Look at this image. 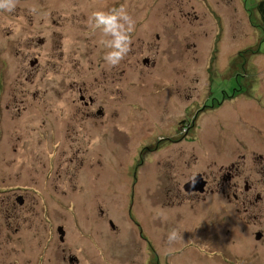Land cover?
<instances>
[{
    "label": "flooded vegetation",
    "instance_id": "flooded-vegetation-1",
    "mask_svg": "<svg viewBox=\"0 0 264 264\" xmlns=\"http://www.w3.org/2000/svg\"><path fill=\"white\" fill-rule=\"evenodd\" d=\"M21 1L29 2L17 0L11 12L17 18L0 11V73L9 75L0 77V145L6 150L0 173L7 182L0 186V264H185V252L197 263L209 253L218 264H263L264 156L231 150L227 160L202 165L196 137L188 136L209 112H237L233 92L197 105L189 120L177 121L174 135L148 147L154 163L136 165V176L146 177L142 188L139 178L130 190L105 184L110 175L100 167L109 157L95 166L110 116H131L130 102L140 98L146 76L175 81L169 98L179 106L197 100V91L185 92V25H194L185 23L184 9L175 0H146L160 27L134 20L130 51L111 67L103 59L105 37L89 25L90 10L123 5L132 17L139 0H37L27 8ZM193 1L205 15L204 2ZM150 106L162 119L170 104L156 95ZM95 178L104 184L92 194ZM140 202L168 213L163 230L178 211L189 213L191 231L177 222L171 230L182 239L169 245L162 235L153 238L137 216ZM207 239L222 248L211 251Z\"/></svg>",
    "mask_w": 264,
    "mask_h": 264
},
{
    "label": "rangeland",
    "instance_id": "rangeland-1",
    "mask_svg": "<svg viewBox=\"0 0 264 264\" xmlns=\"http://www.w3.org/2000/svg\"><path fill=\"white\" fill-rule=\"evenodd\" d=\"M145 1L139 0L141 7L132 15L133 20L141 21V26H147L151 30L159 28L160 22L150 17L151 12L144 6ZM202 1L207 7L205 15L195 1L175 0L178 6L184 9L185 23L194 25H185V92L197 91V100H185V105L179 106L178 100L169 98L174 92L175 81L161 75L146 76L145 85L138 87L140 98L130 102L131 116L111 115L103 142L97 147L101 160L100 164L97 163L95 166H104L107 157L111 159L106 167H100L101 172L110 175L105 184L130 190L133 180L139 178V188H142L146 177L136 176L139 168L136 165L142 164L144 160L142 167L154 163V156L149 153L148 147L156 144L160 136L174 135L177 121L182 118L189 120L197 105L204 102L209 104L213 99L221 102L224 94L230 95L232 92L236 94L232 101L237 112L231 113L228 109L209 112L198 119L197 126L189 133L188 136L194 134L196 137L193 144L195 154L202 165L208 160H218L226 155L224 160H227L233 156L231 150L244 153L247 157L251 151L264 156V28L259 22L255 7L262 0ZM18 5L21 8L36 7L37 0L21 1ZM81 8L83 5L79 6L78 10ZM94 10L91 9L90 12ZM9 15L19 17L14 13ZM13 44L16 47L21 46L18 41H13ZM4 65V61L0 62V72ZM192 75H196L198 81H192ZM1 76L9 77L3 73H0ZM130 78H133V73L130 74ZM156 95H161V99L168 100L170 104L162 119L157 118L158 113L150 106L152 98ZM13 103L15 102L10 104ZM166 123L169 125L166 126ZM1 152L6 154L4 145H0ZM5 164L6 161L4 163L0 160V169L4 168ZM204 171L208 172L209 169ZM185 177L181 180V186L185 182ZM87 184L86 181V186L83 184L84 191L88 190ZM103 184L102 178H95L92 194L99 193L97 191ZM0 186H7L4 173H0ZM138 206L141 211L137 212V216L147 229H152L153 238L162 235L167 239L177 222H184L185 230L191 231L187 221L191 218L189 213L185 215L182 210L178 211L179 216L169 219L171 224L167 221L169 227L163 230L160 222L168 213L160 214L156 212V206L143 202ZM127 210L128 203L125 208V215L128 218ZM174 212L173 209L169 210V213ZM207 242L204 244H207L211 251L222 248L215 244L213 239H207ZM133 247L131 244L129 248ZM162 247L164 248V245ZM195 247L199 248L197 240ZM185 253V264L219 263V258L208 256L209 253L200 258V263H197V259L190 255V252ZM176 255L179 254L174 253L173 257ZM262 259L264 264V248ZM180 260L173 258L174 263ZM254 264L259 262L255 261Z\"/></svg>",
    "mask_w": 264,
    "mask_h": 264
},
{
    "label": "clouds",
    "instance_id": "clouds-1",
    "mask_svg": "<svg viewBox=\"0 0 264 264\" xmlns=\"http://www.w3.org/2000/svg\"><path fill=\"white\" fill-rule=\"evenodd\" d=\"M16 3L17 0H0V11L11 13L15 10ZM88 22L91 27L100 30L105 37L101 41L108 49L103 56L104 61L111 67L117 66L130 51L131 32L135 25L126 7L121 5L108 11H94ZM178 239H182L180 234L175 229L171 230L167 237L168 244L172 245Z\"/></svg>",
    "mask_w": 264,
    "mask_h": 264
},
{
    "label": "trees",
    "instance_id": "trees-1",
    "mask_svg": "<svg viewBox=\"0 0 264 264\" xmlns=\"http://www.w3.org/2000/svg\"><path fill=\"white\" fill-rule=\"evenodd\" d=\"M255 7L258 14L259 22L264 28V0L260 1Z\"/></svg>",
    "mask_w": 264,
    "mask_h": 264
},
{
    "label": "water",
    "instance_id": "water-1",
    "mask_svg": "<svg viewBox=\"0 0 264 264\" xmlns=\"http://www.w3.org/2000/svg\"><path fill=\"white\" fill-rule=\"evenodd\" d=\"M199 178H200V177H199V176H197V179H196V180H194V181H193V182H191V183H195V182L197 183V182L199 181V180H198ZM189 184H190V183H189ZM187 185H188V184H187ZM183 188H184V190H185V185L183 186Z\"/></svg>",
    "mask_w": 264,
    "mask_h": 264
}]
</instances>
